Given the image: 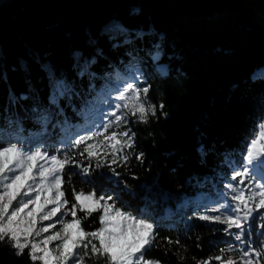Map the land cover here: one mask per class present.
<instances>
[{"label":"trees","instance_id":"1","mask_svg":"<svg viewBox=\"0 0 264 264\" xmlns=\"http://www.w3.org/2000/svg\"><path fill=\"white\" fill-rule=\"evenodd\" d=\"M115 25L128 30L130 43ZM130 66L142 74L138 87H149L147 103L157 106L156 115L143 123L129 114L126 125L109 129L134 134L132 147L118 154L127 163L109 159L97 168L92 160L85 173L83 145L71 143L79 127L97 125L107 90L124 82L117 76ZM263 70L264 0H0V127L11 120L20 129L11 140L0 137V147L67 153L77 162L63 172L67 207L73 190L111 195L109 203L154 225L157 238L146 259L197 264L229 244L244 246L231 234L235 228L229 233L225 224L199 219L204 210L194 198L230 196L226 184H237L231 165L264 123ZM59 80L69 90L52 103ZM41 114L46 121L37 119ZM100 215L85 219L77 210L86 231L100 227ZM262 215L249 221L257 249L264 241ZM15 252L10 241H0V264H33L28 249ZM84 264L108 262L89 255Z\"/></svg>","mask_w":264,"mask_h":264},{"label":"snow or ice","instance_id":"2","mask_svg":"<svg viewBox=\"0 0 264 264\" xmlns=\"http://www.w3.org/2000/svg\"><path fill=\"white\" fill-rule=\"evenodd\" d=\"M114 30L125 37L124 43L131 42L127 29L115 25ZM142 36V33H136L137 39ZM152 55L156 60L159 53ZM164 70L161 66V71ZM261 75L264 76V73ZM68 90L64 81H55L51 102L55 103L57 96L65 95ZM148 92L149 87L139 88L134 83H128L118 96L124 103L115 104V110L109 112L112 119L100 125L102 131L80 135L71 143V147L77 149L83 145L78 154L82 157L86 154L89 160V166L83 168L85 173L91 168L92 160L96 161L97 168L105 166L109 159L112 164H116L118 159L127 163L128 156L118 157V154L132 147L134 134L130 135L128 130L109 132V129L126 125L129 113L143 123H147L149 115L155 116L157 106L147 103ZM10 99L16 102L15 96H10ZM20 99L27 97L21 96ZM159 107L163 109L164 105ZM121 108L127 111L121 112ZM32 111L37 112L38 109L33 108ZM37 119L46 121L47 116L41 114ZM14 125V121H6L5 126L0 127V137L8 140L15 138L20 129ZM142 155L136 158L141 159ZM73 163L77 162L67 153L63 158L49 156L39 146L34 151H26L18 143H7L0 147V241H10L17 256L28 249L33 264L36 261L41 264H84L85 257L89 255L104 257L108 264H161L159 260L146 259L144 255L156 241L154 225L123 211L114 202L109 203L113 200L111 195L97 196L95 192L73 190L74 202L70 208L67 207L70 201L62 188L65 182L63 172L66 166ZM231 166V180L237 181V184L227 183L226 187L233 193V203L225 202L219 208H213V211L221 214L200 215L199 219L225 224V231L229 233L235 228L237 231L231 234L235 241L244 246L229 244L227 248L219 250V255L198 261L197 264H211L213 259L217 264H264V241L259 249L252 246L249 224L254 213L264 210V123H260L258 129L252 132L238 165L233 162ZM77 210L84 213L85 219L94 212H101L100 227L95 231H86ZM58 215H70L72 219L54 220ZM260 219L264 220V215ZM45 221L52 222L45 224ZM57 224L61 225L59 231L43 235L55 229ZM260 228L264 229V224ZM260 236L264 237V231ZM164 239L168 244L173 243L168 237ZM55 241H58L55 248H50L49 245ZM175 243L179 244V240ZM81 248L84 249L83 255L78 252ZM232 253L238 255L233 256Z\"/></svg>","mask_w":264,"mask_h":264},{"label":"rangeland","instance_id":"3","mask_svg":"<svg viewBox=\"0 0 264 264\" xmlns=\"http://www.w3.org/2000/svg\"><path fill=\"white\" fill-rule=\"evenodd\" d=\"M154 61H158V59H156ZM162 67H163V69H165L164 71H161V66L160 65L158 66V70H159V72L162 75H166V67L165 66H162ZM126 70H127V73H128L127 75H125V78H124L125 80H127L126 83L123 84V85H116L115 88L112 90V92L110 94L111 102H114L113 106L112 107H108L107 104H105L102 107L103 109H107V108L109 109L108 110V115H109V112L115 110V104H121L122 105L124 103V101L118 99V96L120 95V92L123 91L124 88H126L127 84L128 83H134V85H136L138 82H140V80H142L141 73H140V71L136 67H134V66L131 67L130 66V67H127ZM121 76L122 75L119 74L117 77H121ZM133 77H137V79H133ZM128 95H131V93H128ZM125 111H127V110L121 108V112H125ZM196 200L198 202H200V203L208 204V206L205 209L203 215H213L214 216V215L221 214L219 212L213 211V208H219V204H217V202H216V200L214 198L212 200H210L209 197H205V196L201 197V196H198L196 198ZM57 219H64V220H69L70 221L71 220V216L70 215H67V216H60V215H58L57 217L54 218V220H57ZM50 222H52V221H45L43 223L46 224V223H50ZM60 228H61V225L60 224H57V226H56L55 229H52L49 233H45L43 235H50L52 231H59ZM37 239H40V238L38 237ZM56 243H58V241L53 242L52 244L49 245V247L50 248H55V244Z\"/></svg>","mask_w":264,"mask_h":264}]
</instances>
